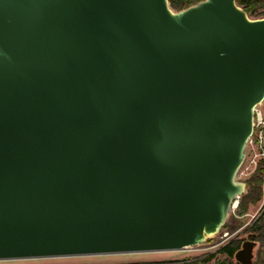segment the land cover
Returning <instances> with one entry per match:
<instances>
[{
  "label": "water",
  "instance_id": "95a60500",
  "mask_svg": "<svg viewBox=\"0 0 264 264\" xmlns=\"http://www.w3.org/2000/svg\"><path fill=\"white\" fill-rule=\"evenodd\" d=\"M263 99L264 17L236 0H0V260L205 241Z\"/></svg>",
  "mask_w": 264,
  "mask_h": 264
},
{
  "label": "rangeland",
  "instance_id": "374dc122",
  "mask_svg": "<svg viewBox=\"0 0 264 264\" xmlns=\"http://www.w3.org/2000/svg\"><path fill=\"white\" fill-rule=\"evenodd\" d=\"M258 11L263 13L264 8ZM247 162L241 165L237 179L249 183L248 193L251 187L249 178L256 171L253 165L248 166ZM263 219L264 203L260 199L250 203L245 212H240L238 207L231 208L224 226L218 233L207 236L205 241L189 247L157 251L2 259L0 264H241L234 256L227 255L223 247L232 241H239L240 248L244 240L250 239L248 235L253 232L254 224L260 223ZM251 264H264V242H256Z\"/></svg>",
  "mask_w": 264,
  "mask_h": 264
},
{
  "label": "trees",
  "instance_id": "16d2710c",
  "mask_svg": "<svg viewBox=\"0 0 264 264\" xmlns=\"http://www.w3.org/2000/svg\"><path fill=\"white\" fill-rule=\"evenodd\" d=\"M170 5L175 10H181L187 6L196 3L201 0H169ZM236 3L241 6L249 17L259 18L264 17V12L261 13L258 10L264 8V0H236ZM264 168H258L256 173L253 174L249 181L251 182V187L247 194L242 196V199L239 202L240 212H245L248 205L254 203L261 199L262 197V183H263ZM257 224V225H256ZM254 230L252 234L253 237L250 239L258 242H264V219L260 223L254 224ZM239 241H232L223 247V251L231 256H234L235 252L239 249ZM166 264V263H165Z\"/></svg>",
  "mask_w": 264,
  "mask_h": 264
},
{
  "label": "built area",
  "instance_id": "2783aa9c",
  "mask_svg": "<svg viewBox=\"0 0 264 264\" xmlns=\"http://www.w3.org/2000/svg\"><path fill=\"white\" fill-rule=\"evenodd\" d=\"M168 6L175 11V9L171 7L169 0ZM244 154L245 157L243 162L248 161V166L253 165L254 171L259 167L264 168V99L253 108V133L246 142ZM242 196L243 195L236 196L231 208L239 206ZM261 199L264 203V175Z\"/></svg>",
  "mask_w": 264,
  "mask_h": 264
}]
</instances>
